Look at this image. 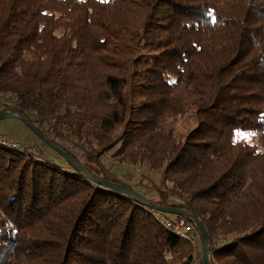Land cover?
Returning <instances> with one entry per match:
<instances>
[{
    "label": "trees",
    "instance_id": "1",
    "mask_svg": "<svg viewBox=\"0 0 264 264\" xmlns=\"http://www.w3.org/2000/svg\"><path fill=\"white\" fill-rule=\"evenodd\" d=\"M191 111L183 144L157 130ZM3 112L94 179L193 214L209 264H264V0H0ZM23 125L37 154L0 146V264L193 263L161 212Z\"/></svg>",
    "mask_w": 264,
    "mask_h": 264
},
{
    "label": "rangeland",
    "instance_id": "2",
    "mask_svg": "<svg viewBox=\"0 0 264 264\" xmlns=\"http://www.w3.org/2000/svg\"><path fill=\"white\" fill-rule=\"evenodd\" d=\"M197 120L194 115V112L188 113L186 116L183 117H168L163 115L160 120L157 122V130L161 128H172L174 130L176 138L183 144L186 136L190 134L197 128ZM0 132L5 134L10 141H17V143L24 144L30 147H33L32 136L28 129L23 125L22 122L16 119H1L0 120ZM40 146V145H39ZM41 153L47 159H57L61 161L56 154H54L48 148H41ZM103 163L115 174L118 178H129V184L132 186H148L151 189V184L155 187L159 184V175L155 173H151L147 171L145 168L136 167L134 169H127L125 166H120L118 161L111 158L109 155L103 159ZM112 164V168L110 167ZM166 217L170 219H177L176 216L171 214H164ZM189 250L192 249L191 255L193 258L192 264H201L200 263V247L198 241L196 242V246L193 247L189 242L186 240L180 239Z\"/></svg>",
    "mask_w": 264,
    "mask_h": 264
},
{
    "label": "water",
    "instance_id": "3",
    "mask_svg": "<svg viewBox=\"0 0 264 264\" xmlns=\"http://www.w3.org/2000/svg\"><path fill=\"white\" fill-rule=\"evenodd\" d=\"M1 119H16V120L24 123L44 144H46L48 147H50L61 158H63L65 161H67L68 163L73 165L76 169H78L79 171L84 173L93 182H96L99 185H102V186H104L106 188H109V189H111L113 191L129 195L132 198H135L136 200L140 201L145 206H147V207H149V208H151L153 210L159 211L161 213L171 214V215H174V216H189L193 220V222H194V224H195V226H196V228H197V230H198V232L200 234V239H201V244H202V264H209V257H208V253H207L208 237H207V234H206L203 226L198 221V219L195 218V216L193 214H189V213H186V212H183V211L174 210V209H170V208H162V207H158V206L149 204V203L145 202L142 198L137 196L135 193L127 190L126 188H123L121 186L115 185V184L110 183V182L96 180L93 177L89 176L87 173H85V171L69 155L64 153L62 150H60L59 148H57L53 144L49 143L43 137V135L27 119H25L23 117H20V116H17V115H14L12 113H8V112L0 113V120Z\"/></svg>",
    "mask_w": 264,
    "mask_h": 264
},
{
    "label": "built area",
    "instance_id": "4",
    "mask_svg": "<svg viewBox=\"0 0 264 264\" xmlns=\"http://www.w3.org/2000/svg\"><path fill=\"white\" fill-rule=\"evenodd\" d=\"M0 146L7 147L13 150L30 152L37 154L33 147L10 141L5 134L0 132ZM156 219L168 230L174 233L177 237L186 240L193 247L196 246L197 234L193 226L188 225L182 218L170 219L161 213H153Z\"/></svg>",
    "mask_w": 264,
    "mask_h": 264
},
{
    "label": "crops",
    "instance_id": "5",
    "mask_svg": "<svg viewBox=\"0 0 264 264\" xmlns=\"http://www.w3.org/2000/svg\"><path fill=\"white\" fill-rule=\"evenodd\" d=\"M14 142H17V141H14Z\"/></svg>",
    "mask_w": 264,
    "mask_h": 264
}]
</instances>
